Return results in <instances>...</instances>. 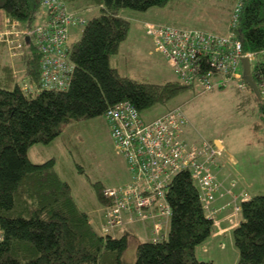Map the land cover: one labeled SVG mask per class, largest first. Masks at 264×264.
<instances>
[{"label": "trees", "instance_id": "obj_1", "mask_svg": "<svg viewBox=\"0 0 264 264\" xmlns=\"http://www.w3.org/2000/svg\"><path fill=\"white\" fill-rule=\"evenodd\" d=\"M168 1L64 0L86 23L81 37L68 45L75 67L62 89L42 85L41 53L34 36L22 38L18 57L11 55L5 40L0 41V264H125L122 255L128 236L115 234L125 224L106 236L101 234L112 204L105 191L111 186L94 183L97 202L83 209L72 186L58 172L56 157L37 162L30 149L36 143L51 145L65 123L105 116L119 101H130L141 113L159 106L169 109L178 106L170 104L173 99L195 88L181 79L155 83L121 75L111 64L130 29L122 11H145ZM95 8L98 14L89 19L82 14ZM0 9L29 26L39 25L34 23L43 14L41 0H0ZM238 30L243 50L262 56L252 66L262 98L251 91L237 106L254 102L263 120L264 0H244ZM167 195L171 226L168 223L155 232L154 218L127 223L146 228V238L138 244L131 264H214L196 255L197 246L214 227V218L203 208L197 180L189 171H180ZM239 207L240 219L233 230L240 254L237 264H264V194L242 200Z\"/></svg>", "mask_w": 264, "mask_h": 264}, {"label": "built area", "instance_id": "obj_2", "mask_svg": "<svg viewBox=\"0 0 264 264\" xmlns=\"http://www.w3.org/2000/svg\"><path fill=\"white\" fill-rule=\"evenodd\" d=\"M234 1L227 34L150 21L144 24L156 49L172 64L179 79L198 87L199 92L232 84L245 91L248 85L241 60L247 56L252 62L255 55L243 50L238 35L244 0ZM41 4L46 18L37 26L22 24L1 10L0 41L5 40L11 55L18 57L22 54V38L29 40L34 36L41 53L42 85L62 89L68 86L75 67L68 57L70 27L84 25L86 19L70 10L64 0H41ZM105 116L115 147L127 163L130 181L106 189L112 204L107 207L102 233L109 234L124 224L148 218L156 219L155 232L162 230L172 213L168 186L174 175L183 170L197 180L205 213L214 217L217 209L213 203L218 194L232 192L218 179L224 148L205 137L192 135L181 105L148 119L130 101L123 100L110 106ZM239 209L235 207L237 212Z\"/></svg>", "mask_w": 264, "mask_h": 264}, {"label": "rangeland", "instance_id": "obj_3", "mask_svg": "<svg viewBox=\"0 0 264 264\" xmlns=\"http://www.w3.org/2000/svg\"><path fill=\"white\" fill-rule=\"evenodd\" d=\"M234 4V0H169L162 7H153L145 11L126 8L122 14L130 21L128 37L121 44L119 52L112 56L111 64L121 75L139 80L155 83L177 80L179 75L175 68L156 49L152 36L146 33L145 22L200 28L216 34H227ZM2 13L0 9V20ZM82 14L89 19L98 14V9L86 10ZM45 18L43 12L34 24L44 22ZM83 29L84 25L71 26L70 42L77 41ZM258 58L255 56L252 59L253 68ZM198 89V87L188 89L170 104L182 105L190 122L189 130L193 132L192 135L202 136L211 141H221L224 155L233 156L237 160L238 168L249 177L253 192L264 194V121L254 102L246 103L243 108L237 106L243 95L247 93L252 95L254 91L251 87L240 91L233 84L202 92ZM166 108L159 106L145 111L144 115L151 119ZM62 128L61 135L51 145L34 144L30 149L31 158L42 162L56 157L58 172L72 186L79 205L89 210L92 208L90 204L97 202L93 184L96 182L106 186L125 184L129 174L127 163L115 147L105 116L65 123ZM237 218L238 215L232 218L231 222L235 223ZM169 225L171 226L170 223ZM128 226L125 224L115 232L117 235L125 233L128 236V246L122 255L125 264H131L136 260L137 246L144 241L142 235L132 234ZM225 231L227 235L215 238L218 232L213 229L211 236L215 240L210 242L207 240L196 248V255L200 260H212L214 264H237L240 254L232 229ZM101 234L108 235L102 233V230Z\"/></svg>", "mask_w": 264, "mask_h": 264}, {"label": "crops", "instance_id": "obj_4", "mask_svg": "<svg viewBox=\"0 0 264 264\" xmlns=\"http://www.w3.org/2000/svg\"><path fill=\"white\" fill-rule=\"evenodd\" d=\"M221 145L223 147L222 142ZM233 159V156H226L223 153L220 160V162L222 163V167L218 170V179L223 183V185L231 187L232 192L227 194L224 193L221 195L218 194V198L213 203V206L217 209V212L213 217V229H216L218 232L215 238L227 235V232L225 230L232 229L233 232L234 228L238 225L239 221V212L235 210V207L239 206L242 200L249 199L256 194V192H253L254 189L250 186V179L246 175V172L240 170L238 168L237 160L234 159L233 161ZM128 178H130L129 174ZM234 181H236L235 185L231 186V182ZM237 215V221L235 223L231 222V219L236 218ZM127 225H129L132 234L136 233V235H142L141 237L146 238V228L144 227V225L140 223ZM167 226L168 224L166 225V227ZM208 238L205 241L209 240L207 242H210L211 240H215V238L211 235ZM199 246H201V244Z\"/></svg>", "mask_w": 264, "mask_h": 264}, {"label": "water", "instance_id": "obj_5", "mask_svg": "<svg viewBox=\"0 0 264 264\" xmlns=\"http://www.w3.org/2000/svg\"><path fill=\"white\" fill-rule=\"evenodd\" d=\"M242 69H243V78L247 82V84L252 88L254 93L257 95L258 98H262V93L259 88L258 83L256 82L254 75H253V68L252 62L249 57L245 56L242 58ZM214 142L221 146V142L219 140H214Z\"/></svg>", "mask_w": 264, "mask_h": 264}, {"label": "flooded vegetation", "instance_id": "obj_6", "mask_svg": "<svg viewBox=\"0 0 264 264\" xmlns=\"http://www.w3.org/2000/svg\"><path fill=\"white\" fill-rule=\"evenodd\" d=\"M214 142V141H213ZM215 143V142H214ZM216 144V143H215Z\"/></svg>", "mask_w": 264, "mask_h": 264}, {"label": "clouds", "instance_id": "obj_7", "mask_svg": "<svg viewBox=\"0 0 264 264\" xmlns=\"http://www.w3.org/2000/svg\"><path fill=\"white\" fill-rule=\"evenodd\" d=\"M239 212V211H238Z\"/></svg>", "mask_w": 264, "mask_h": 264}]
</instances>
